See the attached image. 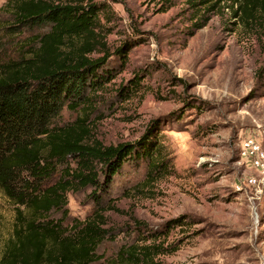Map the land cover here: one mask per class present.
Instances as JSON below:
<instances>
[{
  "label": "rangeland",
  "instance_id": "374dc122",
  "mask_svg": "<svg viewBox=\"0 0 264 264\" xmlns=\"http://www.w3.org/2000/svg\"><path fill=\"white\" fill-rule=\"evenodd\" d=\"M75 1L107 7L101 23L108 48L127 43L128 57L123 67L111 56L115 78L99 92L95 111L86 116L83 107L65 105L52 126L85 119L90 141L104 146L157 140L169 168L149 179L148 161L127 164L105 190L70 192L67 215L52 217L71 227L104 210L110 234L100 253L107 256L135 240L131 230L142 222L147 235L161 233L159 241L178 247L160 264H264V170L242 156L250 137L264 149V11L256 6L245 20L243 0ZM0 19L8 16L0 12ZM46 32L0 31V59L19 57L25 38ZM137 75L140 88L121 99L118 89ZM68 167H77L74 159L50 183ZM178 219L183 225L169 226ZM15 222L16 207L0 192V257Z\"/></svg>",
  "mask_w": 264,
  "mask_h": 264
},
{
  "label": "trees",
  "instance_id": "16d2710c",
  "mask_svg": "<svg viewBox=\"0 0 264 264\" xmlns=\"http://www.w3.org/2000/svg\"><path fill=\"white\" fill-rule=\"evenodd\" d=\"M256 6L264 11V0H243L239 10L245 20ZM106 9L75 0H8L0 9L8 16L0 19L4 36L47 28L23 40L19 57L0 59V192L16 207L13 235L0 264H160L161 256L178 250L159 241L161 233L147 230V235L141 230L147 227L137 222L131 231H138V237L107 256L100 253L110 234L104 227V210L71 227L52 217L55 211L67 215L70 192L105 190L127 164L148 161L149 179L169 168L157 140L104 146L90 141L85 119L52 126L65 105L72 110L83 107L86 116L95 111L99 92L115 78L111 56L122 59L123 67L127 62V43L114 53L108 48L101 23ZM139 77L118 89L121 99L128 100L140 88ZM69 158L77 167H68L51 184ZM92 197L97 198V192ZM174 223L183 225L180 219L168 224Z\"/></svg>",
  "mask_w": 264,
  "mask_h": 264
},
{
  "label": "built area",
  "instance_id": "2783aa9c",
  "mask_svg": "<svg viewBox=\"0 0 264 264\" xmlns=\"http://www.w3.org/2000/svg\"><path fill=\"white\" fill-rule=\"evenodd\" d=\"M242 156L256 169L264 170V149L257 139L250 137L243 141ZM252 182L256 180L252 179Z\"/></svg>",
  "mask_w": 264,
  "mask_h": 264
}]
</instances>
